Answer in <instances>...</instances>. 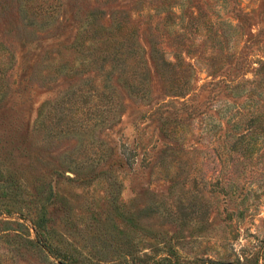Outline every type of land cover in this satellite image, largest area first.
Returning <instances> with one entry per match:
<instances>
[{
	"label": "rangeland",
	"instance_id": "rangeland-1",
	"mask_svg": "<svg viewBox=\"0 0 264 264\" xmlns=\"http://www.w3.org/2000/svg\"><path fill=\"white\" fill-rule=\"evenodd\" d=\"M263 63L264 0H0V264L42 210L65 264H264Z\"/></svg>",
	"mask_w": 264,
	"mask_h": 264
},
{
	"label": "trees",
	"instance_id": "trees-1",
	"mask_svg": "<svg viewBox=\"0 0 264 264\" xmlns=\"http://www.w3.org/2000/svg\"><path fill=\"white\" fill-rule=\"evenodd\" d=\"M212 23V22H211ZM213 30V29H212ZM210 31L211 32V39L214 40V41H217L216 40V36H218V34L215 32V28H214V31ZM209 32V33H210ZM133 49L132 47H129L125 42H119L117 40H111V46L109 47V50L107 52L108 56L112 57H116L122 53H124L123 49ZM139 46L136 45V47L134 48V50H136V55H138L139 51ZM138 52V53H137ZM151 57L153 58V61H156L160 58L158 57H155L154 56V53L156 54L157 52H154V48L152 49V46H151ZM153 54V55H152ZM163 58V56H162ZM162 58L160 60H162ZM140 60L143 61V58L140 57ZM259 68L261 69H264V63L259 65ZM190 69H192V66H190ZM142 70H145L144 68H142ZM260 69H257L256 72H258ZM138 89L139 90H143V87H142V81L139 83L138 85ZM40 217L37 218V220L34 222V231H35V234H36V238L38 240V244H35L36 246H39L43 249H45L48 253H50L51 255L55 256V258L57 259V262L58 264H65L62 260H61V255L60 253H57L56 251H58V248L50 241V239L48 238V219L46 218V212L44 210H42L40 212ZM13 224H16L17 226L19 227H23V225L19 222H12L10 225H13ZM3 225H9V223H3ZM8 230H15L13 228H8ZM16 231V230H15Z\"/></svg>",
	"mask_w": 264,
	"mask_h": 264
}]
</instances>
